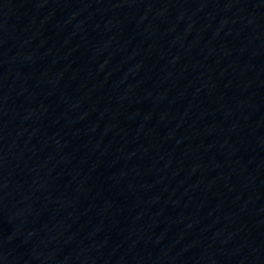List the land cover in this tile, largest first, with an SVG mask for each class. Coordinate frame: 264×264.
<instances>
[{
	"label": "water",
	"instance_id": "1",
	"mask_svg": "<svg viewBox=\"0 0 264 264\" xmlns=\"http://www.w3.org/2000/svg\"><path fill=\"white\" fill-rule=\"evenodd\" d=\"M0 264H264V0H0Z\"/></svg>",
	"mask_w": 264,
	"mask_h": 264
}]
</instances>
